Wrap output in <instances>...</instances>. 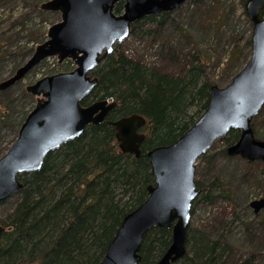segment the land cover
Wrapping results in <instances>:
<instances>
[{
  "label": "water",
  "instance_id": "95a60500",
  "mask_svg": "<svg viewBox=\"0 0 264 264\" xmlns=\"http://www.w3.org/2000/svg\"><path fill=\"white\" fill-rule=\"evenodd\" d=\"M121 1L123 12L117 14L115 8ZM186 1L49 0L41 5L44 11L60 13L61 20L49 28L48 39L28 61L0 83V91L22 81L49 57H57L60 64L72 59L77 67L26 87L37 103L15 143L0 158V203L23 189L20 175L41 171L50 153L82 136L88 126L107 120L116 102L99 100L84 106L83 101L99 84L94 71L117 43L131 36L133 25L145 17L173 12ZM245 9L253 23L249 62L229 85L212 87L207 109L186 133L173 144L147 153L154 176L149 196L124 217L100 264H141L143 241L153 228L172 230L169 248L154 264H175L184 257L192 208L202 193L196 181V163L230 131H240V138L227 148L228 155L264 162V140L256 138L252 127L264 106V0H247ZM108 122L116 129L121 151L139 158L146 140L140 130L146 118L133 114ZM251 207L260 213L264 198L252 201ZM5 231L0 224V238Z\"/></svg>",
  "mask_w": 264,
  "mask_h": 264
},
{
  "label": "trees",
  "instance_id": "16d2710c",
  "mask_svg": "<svg viewBox=\"0 0 264 264\" xmlns=\"http://www.w3.org/2000/svg\"><path fill=\"white\" fill-rule=\"evenodd\" d=\"M123 4L116 5L117 14L122 13ZM167 16L169 13L146 17L135 23L133 33L149 23L162 27ZM46 34L37 44L46 40ZM248 44L251 47V38ZM120 46L117 44L94 71L99 84L83 105L113 99L117 106L108 120L144 116L147 138L142 155L137 158L123 153L115 127L105 121L88 126L82 136L50 153L41 171L19 176L24 187L16 207L0 220L6 227L0 238V264H100L124 217L149 196L154 176L148 151L173 144L207 109L214 83L207 76L204 56L193 55L188 63H183L179 55L169 56L167 62L179 64L180 69L168 72L131 58ZM3 47L0 44V55L4 54ZM33 52L31 49L28 54ZM11 103L0 102V120L6 124L12 120ZM263 115L264 107L252 123L257 138ZM239 138L240 131L232 130L223 141L228 147ZM218 183L216 180L204 186L198 182L202 189L198 199L212 204L217 197L213 187ZM261 219L263 222L264 217ZM171 242V229L150 230L143 241L141 264H154ZM232 253L231 245L206 239L200 233L191 235L189 228L187 252L175 264H229ZM255 254L251 252L237 264H258Z\"/></svg>",
  "mask_w": 264,
  "mask_h": 264
},
{
  "label": "rangeland",
  "instance_id": "374dc122",
  "mask_svg": "<svg viewBox=\"0 0 264 264\" xmlns=\"http://www.w3.org/2000/svg\"><path fill=\"white\" fill-rule=\"evenodd\" d=\"M47 1L0 0V44L4 46V54L0 55V83L28 61L31 56L28 51L35 50L43 40L42 34L61 20L60 13L41 10ZM252 32L253 23L243 0H188L165 17L162 27L156 23L139 26L121 44L120 50L150 67L168 72L180 69L179 64L167 62L169 56L179 55L183 63L192 60L193 55L204 56L208 61L209 79L214 85L225 87L251 58L252 45L248 42ZM74 67L69 60L59 64L51 57L22 81L0 91V102H12V120L7 124L0 120V158L16 141L20 121L35 107L36 98L26 91L27 85ZM263 118L264 115L256 129L260 139H264ZM226 147L223 140H218L197 161V182L207 186L217 180L223 187L219 183L213 187L217 197L212 204L196 199L190 233L231 245V259H226L229 264H237L251 252L257 255L256 263L264 264V221L261 219L264 209L255 214L250 206L252 201L264 198V162L230 156L223 151ZM221 192L226 197L219 196ZM18 200L19 193L0 203V220L12 212Z\"/></svg>",
  "mask_w": 264,
  "mask_h": 264
}]
</instances>
